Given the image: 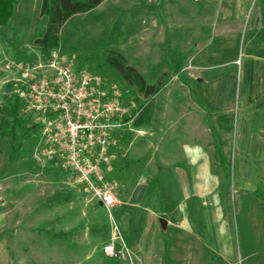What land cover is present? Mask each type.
Segmentation results:
<instances>
[{"label": "rangeland", "instance_id": "rangeland-1", "mask_svg": "<svg viewBox=\"0 0 264 264\" xmlns=\"http://www.w3.org/2000/svg\"><path fill=\"white\" fill-rule=\"evenodd\" d=\"M220 1L103 0L96 8L71 16L60 28L49 61L56 67L68 66L76 86H80V122L95 132L94 149L98 147L97 140L105 138L102 155L92 150L75 157L80 161H86L87 155L92 161L98 158L99 170L116 185L117 202L106 209L84 192L71 168L69 138L62 136L64 120L57 118L51 125H37L15 101V74L4 66L9 61L29 67L46 62L33 41L43 37L47 18L39 14L41 0H13L11 15L0 25V264H141L145 257L128 246L124 234L127 213L136 217L138 211L152 218L144 226L139 219L138 223L130 221L128 227L132 231L147 227L156 234V250L147 258V264H161V248L171 252L170 260L164 264L182 260L184 249L171 251L168 234L162 232L158 222L167 215L171 228L179 225V220L171 218L172 209H167L158 177L163 170L157 154L160 120L173 92L187 90L186 82L178 75L187 78L193 64L192 58L175 55L173 44L189 31L194 35L201 27L196 20V15L203 12L200 7L210 8L212 20L206 27L215 25L213 18ZM224 1L223 16L234 17V26L241 27L237 35L223 39V56L210 54L206 64L229 62L228 67L241 75L243 92L251 93L254 100L264 93V0ZM173 14L180 18L183 31L175 25ZM210 49L214 51L213 46ZM108 55L122 57L147 85L165 81L164 88L158 94L145 96L137 86L126 84L102 64L101 59ZM49 73L54 75L53 71ZM172 113L169 105L166 115ZM262 128L264 116L254 117L251 129L259 133L257 141L264 140ZM168 129L159 150L177 145L175 128ZM79 144L88 145L87 137L81 136ZM11 148H19L12 159ZM133 148L138 151L135 155ZM224 160L227 165L222 167L218 151L211 152V173L222 181L213 192L217 200L207 203L221 210L235 242L240 196L252 191L264 193V152L232 151L225 154ZM166 177L172 182L183 178L181 173ZM140 186L143 200L135 205L129 198ZM193 209L202 207L196 204ZM199 214L201 211L185 222L196 235L197 244L205 241ZM64 230V240H49L51 234ZM107 243L123 255L106 257L102 247ZM210 260L211 264H242L240 257L223 260L217 254Z\"/></svg>", "mask_w": 264, "mask_h": 264}, {"label": "crops", "instance_id": "crops-1", "mask_svg": "<svg viewBox=\"0 0 264 264\" xmlns=\"http://www.w3.org/2000/svg\"><path fill=\"white\" fill-rule=\"evenodd\" d=\"M224 4L225 1L221 0L217 5L216 17L213 18L216 23L209 27H206V23L212 20L210 8L200 7L203 12L196 15V20L201 27L196 29L194 35L189 29L187 36L173 44L175 55L179 58H192L193 62L187 78L178 75L186 82L187 90L182 93L173 92L171 99L165 102L167 108L170 105L173 113L172 116H167L166 108L162 114L159 130L161 133L157 142L158 160L163 165L158 177L168 202L167 209H172L171 218L179 220V225L171 228L167 215L159 218L158 222L162 232L168 234L171 251L180 252L184 249L185 256L177 264H211L213 254L231 261L240 257L242 264H264V205L254 199L252 194L256 191L240 196L235 221V242L231 236V226L223 218L221 210L216 205L210 206L207 203L209 200H217V195L213 192L215 186L222 181L219 176L211 173V152L218 151L222 167L227 165L224 158L229 152H264V140L257 141L259 133L251 129L253 118L264 116V93L261 92L260 96L252 100L251 93L243 92L241 75L228 67L229 62L206 64L210 54L214 57L223 56V39L228 35H237L236 32L241 27V24L234 26V17L223 16ZM172 19L180 31V18L173 14ZM212 46L214 51H210ZM177 71L179 72L178 68ZM170 126L175 128L173 138L177 145L173 149L159 150V144L164 141ZM185 135L188 136L187 141L183 139ZM261 135L264 136V131ZM132 152L135 155L138 151L133 148ZM170 173H181L183 178L169 181L166 176ZM142 200L143 188L140 186L131 194L129 201L138 205ZM201 201L202 204L198 203ZM97 203L99 204L98 201ZM196 204L202 209H193ZM198 211H201L199 215L203 218L205 238L199 244L195 241L196 235L189 225H185L186 219L197 216ZM127 214V225L124 226L126 242L131 249L145 257L141 264H147V258L153 256L156 250L155 231L147 227L132 231L128 222L138 223L140 220V225H143L152 216L142 211L136 212V217L134 214ZM160 219L165 220V228L160 226ZM66 233L65 230L53 233L49 240H64ZM57 234L60 237H54ZM160 252L161 264L165 260L168 262L170 250L161 248Z\"/></svg>", "mask_w": 264, "mask_h": 264}, {"label": "built area", "instance_id": "built-area-1", "mask_svg": "<svg viewBox=\"0 0 264 264\" xmlns=\"http://www.w3.org/2000/svg\"><path fill=\"white\" fill-rule=\"evenodd\" d=\"M49 60L44 64L31 67L15 61L5 64V70L15 74L12 80L14 81L15 101L21 111L32 116L37 125L39 123L51 125L57 118L64 120L66 129L63 133L60 129L59 134L62 133V136L69 138L70 144L67 145V152L70 154L71 168L76 172L84 192L104 208L110 209L117 202L116 185L106 179L99 170V159L92 161L87 155L86 161H80L75 157L77 154L80 156L87 152L90 154L92 150L98 151L102 155L106 147L105 138L98 139V147L94 149L95 132L90 126L80 122L81 113L78 109L80 100L77 93L80 86H76L73 73L68 66L59 65L56 67L54 62ZM37 71L42 74L39 75L40 72ZM51 71L54 75H50ZM71 107H73L72 113L74 112L72 115L70 114ZM50 116L53 119L49 121ZM81 136L87 137L88 145L79 144ZM102 160L105 161L106 158H102ZM102 251L108 258L123 255V252L112 243L105 244Z\"/></svg>", "mask_w": 264, "mask_h": 264}, {"label": "trees", "instance_id": "trees-1", "mask_svg": "<svg viewBox=\"0 0 264 264\" xmlns=\"http://www.w3.org/2000/svg\"><path fill=\"white\" fill-rule=\"evenodd\" d=\"M13 0H0V25L6 23L11 15V4ZM103 0H41L39 14L47 18L46 31L42 38L35 39L33 43L41 50L45 61L51 56L52 49L56 46L58 32L62 25L73 15L86 13L97 6ZM102 64L113 70V72L126 84L135 85L145 96L158 93L164 86L165 81L160 80L156 85H147L140 74L132 67L127 66L119 55H108L101 59ZM19 148H11L9 158ZM254 199L264 205V193L256 191ZM54 237H60V234Z\"/></svg>", "mask_w": 264, "mask_h": 264}, {"label": "water", "instance_id": "water-1", "mask_svg": "<svg viewBox=\"0 0 264 264\" xmlns=\"http://www.w3.org/2000/svg\"><path fill=\"white\" fill-rule=\"evenodd\" d=\"M100 204V203H99ZM101 205V204H100ZM160 226L162 227V228H165V226H166V222H165V220L164 219H160Z\"/></svg>", "mask_w": 264, "mask_h": 264}]
</instances>
